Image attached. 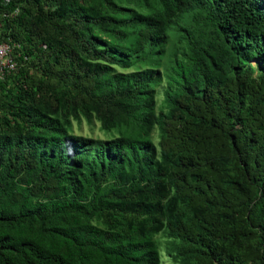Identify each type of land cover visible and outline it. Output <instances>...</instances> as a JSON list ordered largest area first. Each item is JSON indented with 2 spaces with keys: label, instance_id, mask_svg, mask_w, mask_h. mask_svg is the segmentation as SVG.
I'll use <instances>...</instances> for the list:
<instances>
[{
  "label": "trees",
  "instance_id": "trees-1",
  "mask_svg": "<svg viewBox=\"0 0 264 264\" xmlns=\"http://www.w3.org/2000/svg\"><path fill=\"white\" fill-rule=\"evenodd\" d=\"M0 44V264H264V0H0Z\"/></svg>",
  "mask_w": 264,
  "mask_h": 264
},
{
  "label": "rangeland",
  "instance_id": "rangeland-1",
  "mask_svg": "<svg viewBox=\"0 0 264 264\" xmlns=\"http://www.w3.org/2000/svg\"><path fill=\"white\" fill-rule=\"evenodd\" d=\"M171 43H176V40L174 37L171 38ZM176 54H180V50L177 49L176 50ZM166 61V58H164L162 60L163 63H165ZM252 64H254L255 62L252 61L251 62ZM164 67L161 68V70L163 69ZM122 72H131V70H124ZM164 83L162 84V86L158 87L156 90H157V97H156V100H157V105L159 106L161 101H162V91H163V88H164ZM73 133L75 134H78V135H83V136H88V137H91V138H100V139H104L107 137L106 133L101 131L99 129V124L98 123H93V125L89 126L88 124H86L84 121L81 122L80 125L76 124V123H73V126H72V129ZM153 139H154V142L157 143L158 141V137H157V132H155L153 134ZM156 242H157V245H158V249H159V252H160V261H161V264H180V263H174L172 262V259L171 257L167 254L166 252V248H167V242L169 241V239L166 237L165 235V232L164 231H161L157 236H156Z\"/></svg>",
  "mask_w": 264,
  "mask_h": 264
},
{
  "label": "built area",
  "instance_id": "built-area-1",
  "mask_svg": "<svg viewBox=\"0 0 264 264\" xmlns=\"http://www.w3.org/2000/svg\"><path fill=\"white\" fill-rule=\"evenodd\" d=\"M10 49L7 44H0V75L4 71H13L16 68L15 62L10 57Z\"/></svg>",
  "mask_w": 264,
  "mask_h": 264
}]
</instances>
